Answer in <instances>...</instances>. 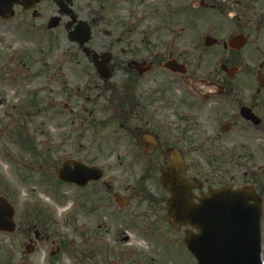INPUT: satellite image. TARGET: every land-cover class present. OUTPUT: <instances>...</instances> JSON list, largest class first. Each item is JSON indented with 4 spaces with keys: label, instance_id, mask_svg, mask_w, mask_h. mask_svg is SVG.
Returning a JSON list of instances; mask_svg holds the SVG:
<instances>
[{
    "label": "flooded vegetation",
    "instance_id": "obj_1",
    "mask_svg": "<svg viewBox=\"0 0 264 264\" xmlns=\"http://www.w3.org/2000/svg\"><path fill=\"white\" fill-rule=\"evenodd\" d=\"M47 1L55 4L53 0ZM61 1L70 2L71 6L77 2L83 8L78 13L89 12L87 18L92 22L116 19L123 23L140 20L148 2ZM183 1V6H179L181 9L177 7L173 13L168 9L162 16L160 28L173 35L175 25L172 20L185 16L180 32L187 31L193 45L179 46L173 39L161 50L146 46L137 50L128 44L122 54L98 52L110 53L108 67L113 76L120 67L124 68L125 92L119 96L122 104H119V112H112V119L122 118V121L120 129L112 136L115 140L112 144L122 148L117 157L120 164H126L128 171L133 167H139L140 171L133 191H129L130 184L120 192L113 190L112 180L76 187L78 212L108 213L115 208L118 211L130 208L121 209L116 205L115 195L119 193L133 196L131 203L139 201L146 213L166 214L170 194L161 187L160 176L174 156L183 160L184 176L191 185L195 201L213 189L249 188L256 195V201L249 204L256 203L261 207L264 220V0ZM124 4L130 6L127 16L121 13ZM199 11L210 13L202 15ZM250 16H255V38L245 26L251 21ZM202 19L209 21L208 30L196 37L198 22ZM227 31L231 32L226 35ZM209 37L212 45L208 46ZM240 37H246L245 46H241ZM97 76L100 82L108 83L98 73ZM172 80L181 83L184 93L173 92ZM112 90L115 88L106 90L105 94ZM115 98L111 97L110 102ZM120 131L124 132V136H120L124 143L118 142L121 138H115ZM82 162L98 166L89 160ZM99 184L106 191H99ZM50 215V210L45 216L31 215V222L21 216L18 232L30 244V255L38 253L40 245L45 247L51 242L53 248L48 257L52 264V258L65 253L66 247L64 241H53L56 233L51 231L52 224L46 221L51 219ZM183 228L185 233L194 230L190 226ZM85 238L87 243L93 244L91 248L78 251L77 264H151L153 261L148 262L141 255L114 257L100 254L98 240L87 234ZM22 257L27 258L26 255Z\"/></svg>",
    "mask_w": 264,
    "mask_h": 264
},
{
    "label": "rangeland",
    "instance_id": "obj_2",
    "mask_svg": "<svg viewBox=\"0 0 264 264\" xmlns=\"http://www.w3.org/2000/svg\"><path fill=\"white\" fill-rule=\"evenodd\" d=\"M183 3V0L148 1L141 21L126 20L124 23L116 19L92 22L87 18L89 12L78 13L83 8L77 2L72 8L80 19L92 26L93 36L87 47L116 55L122 54L128 44L137 50L144 49L146 42L152 50H161L173 39L179 46L193 45L187 31L180 32L185 16L172 20L173 35L163 30L157 33L163 25L165 9L174 10ZM129 7L121 6L123 16L128 15ZM36 10L41 13L40 18H33L32 12L15 6L12 18L0 19V194L5 195L10 189V196H5L16 208L17 224L21 226L23 213L39 205L43 211L49 208L55 222L51 230L56 233L53 241H65L73 252L91 248L93 242L87 243V234L98 240L107 256L141 255L148 262L153 259L151 264H195L183 246L186 229L175 232L165 222L163 214L146 213L139 201L121 211L115 208L108 213L85 214L77 211L74 186L50 187L54 182L35 171V175L27 179L19 176V168L28 166L32 156L20 144L18 126L36 140L39 151L43 147L50 149L51 157L59 160V167L67 159L89 160L102 167L104 178L101 182L114 181L112 189L117 192L129 184V191H133L140 171L139 167L128 171L126 164H120L117 157L122 148L112 144L115 142L112 135L118 130L112 124V112H119V107L115 100L110 102V94L105 95V92L114 88L120 91L126 80L125 72L117 70L108 83L100 82L90 60L69 41L68 18L63 17L60 25L51 30L48 23L58 15L57 7L43 2ZM198 13L207 15L210 12ZM254 18L248 17L251 21L245 24L252 38L256 36ZM206 21L198 22L196 37L208 30L209 21ZM125 24L131 25L133 31L125 30ZM172 82L174 93H184L176 80ZM102 123V128L95 126ZM123 134L120 131L115 138ZM118 142L125 140L122 137ZM102 189L105 188L99 184L98 190L106 191ZM21 232L24 234L25 229ZM262 235L264 264V226ZM27 243L19 232L13 235L0 232V264H51L48 257L53 248L51 242L45 247L40 245L39 252L32 255L26 251ZM76 255L66 251L54 257L55 264H77Z\"/></svg>",
    "mask_w": 264,
    "mask_h": 264
},
{
    "label": "water",
    "instance_id": "obj_3",
    "mask_svg": "<svg viewBox=\"0 0 264 264\" xmlns=\"http://www.w3.org/2000/svg\"><path fill=\"white\" fill-rule=\"evenodd\" d=\"M40 0H0V17H10L14 4L21 3L26 9H32ZM61 13L71 14L70 29L76 22V16L67 5L55 0ZM60 18L51 19L49 28H56ZM69 39L80 47L91 39V28L85 22H79L74 30L69 32ZM89 53V49L85 48ZM93 62L99 74L108 80L111 72L107 68L110 61L103 58ZM184 167L180 160L173 158L162 171L161 185L170 194L166 218L174 228L191 225L199 234L188 232L185 243L194 255L198 264H262L261 260V211L255 205H248L255 199L246 190L234 191L230 188L212 190L195 203L190 185L183 176ZM102 172L95 168H87L79 162H65L58 171V178L65 182L86 185L89 181H97ZM122 207L127 198H116ZM125 200L123 203L122 201ZM15 209L8 200L0 196V231L13 233L16 230L14 221Z\"/></svg>",
    "mask_w": 264,
    "mask_h": 264
},
{
    "label": "trees",
    "instance_id": "obj_4",
    "mask_svg": "<svg viewBox=\"0 0 264 264\" xmlns=\"http://www.w3.org/2000/svg\"><path fill=\"white\" fill-rule=\"evenodd\" d=\"M120 103L122 104V100H120ZM120 121H122V118L120 119ZM20 135H21V138H22V142L27 144L29 146V149L35 150V148L33 147V141L30 140L29 138H27L24 133H21ZM37 156H38V153H36V157ZM40 159H41L43 164H46V165L48 164V157L46 155L45 156L41 155ZM53 165L54 164H52V166Z\"/></svg>",
    "mask_w": 264,
    "mask_h": 264
}]
</instances>
